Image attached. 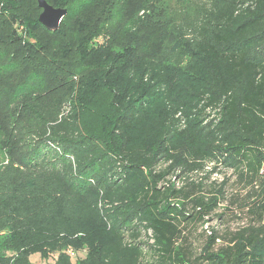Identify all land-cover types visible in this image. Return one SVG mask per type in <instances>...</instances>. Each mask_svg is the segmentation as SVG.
<instances>
[{
    "label": "trees",
    "instance_id": "16d2710c",
    "mask_svg": "<svg viewBox=\"0 0 264 264\" xmlns=\"http://www.w3.org/2000/svg\"><path fill=\"white\" fill-rule=\"evenodd\" d=\"M47 1L68 10L55 31L40 23L38 0H0V74L20 83L0 77L2 129L28 130L33 146L0 161V264H35L36 254L52 264H264V0L161 13L155 24L167 36L148 54L139 51L146 21L111 45L115 0ZM100 36L107 43L97 46ZM115 47L109 75L139 63L176 77L112 82L115 110L97 112L89 128L98 76L84 71ZM208 165L251 185L249 223L217 249L214 230L199 252L193 232L226 200L225 183L207 192L190 180Z\"/></svg>",
    "mask_w": 264,
    "mask_h": 264
},
{
    "label": "rangeland",
    "instance_id": "374dc122",
    "mask_svg": "<svg viewBox=\"0 0 264 264\" xmlns=\"http://www.w3.org/2000/svg\"><path fill=\"white\" fill-rule=\"evenodd\" d=\"M200 1H212V0H200ZM117 2V7L114 14L112 15V41L111 45H120L127 42L130 34H133L138 27L139 22L146 21L150 27L144 32L141 30L144 38L143 50H139L142 54H148L153 51V47L158 44L160 39L167 36V31L163 27L157 26L155 20L157 16L163 13L166 16H172L178 11L179 8H191L194 7L196 0H115ZM41 13V12H40ZM39 13V15H40ZM109 34H107L108 36ZM102 37V38H101ZM106 37L100 36L97 38L96 45H99V40L103 39L104 43ZM122 48L115 47L111 52L108 49L102 51L101 55L94 56L90 61V68H87L84 72L85 75L92 74L93 76H98L92 81V85L89 87L90 90H96L94 94L96 97L91 103L92 109L87 112L85 121L89 128H98V123H93L95 114L102 111L104 115H110L114 112L115 107L110 104V91L108 85L112 82H119L120 84L131 83L133 86L137 84H144L147 82L152 86H156L161 83L162 79H168L170 81L174 80L176 77V72L172 69L166 71V69L156 70V71H143L139 67V63L135 65L130 70H120L109 75L110 71L108 65L110 64V58L113 57L121 58ZM104 58V64L101 67H95L96 62ZM136 62V61H135ZM138 72L133 73L132 72ZM101 74V75H100ZM84 75V73H83ZM100 75V76H99ZM106 75L107 81L104 82ZM3 76L0 74V77ZM135 76V80L133 78ZM7 79H11L13 74L3 76ZM77 75L74 76V81H77V86L79 79L77 80ZM143 79L146 81L143 82ZM4 80V78L2 79ZM1 82V79H0ZM11 85L13 89L17 88L20 83H17L13 78L11 79ZM0 100H3L0 94ZM4 103L0 106V161H7L10 156H17L21 158L25 152L33 148L30 144L32 140L31 133L24 129H17L13 125H6L10 129V135L6 136L3 132L2 126H4V116L7 114ZM179 116V115H178ZM104 117L101 119V121ZM32 121H29L31 123ZM93 123V124H92ZM181 125L185 124V120L180 122ZM172 180H180L179 177L174 178V175L170 176ZM85 179L79 180L82 183H87ZM190 180L196 182L197 184L203 183L205 190L207 192L213 191L216 186H220L225 183L224 190L226 193V200L217 210V214L208 216L202 225L198 226V229L193 232V241L198 245L199 252H204L205 247L208 245L210 236L214 233V230L221 233V239L217 240V245L215 249L225 240L226 236H231L234 232L247 226L249 223V217L243 212L242 204L246 199L247 193L251 191V185H247V182L239 181L237 176L232 170L219 166L214 168L213 165L206 166L205 170L190 174ZM185 181V180H184ZM187 181V180H186ZM180 185H182L183 180H180ZM220 214V216H218ZM31 260L35 264H52V262L41 259L37 254L31 257Z\"/></svg>",
    "mask_w": 264,
    "mask_h": 264
},
{
    "label": "water",
    "instance_id": "95a60500",
    "mask_svg": "<svg viewBox=\"0 0 264 264\" xmlns=\"http://www.w3.org/2000/svg\"><path fill=\"white\" fill-rule=\"evenodd\" d=\"M38 5L42 8L39 15V21L47 29L55 31L59 28L64 16L68 13L67 8L55 7L47 0H38Z\"/></svg>",
    "mask_w": 264,
    "mask_h": 264
},
{
    "label": "clouds",
    "instance_id": "9594fccd",
    "mask_svg": "<svg viewBox=\"0 0 264 264\" xmlns=\"http://www.w3.org/2000/svg\"><path fill=\"white\" fill-rule=\"evenodd\" d=\"M7 233H8V229L7 228L0 229V239H2V237L4 235H6Z\"/></svg>",
    "mask_w": 264,
    "mask_h": 264
},
{
    "label": "built area",
    "instance_id": "2783aa9c",
    "mask_svg": "<svg viewBox=\"0 0 264 264\" xmlns=\"http://www.w3.org/2000/svg\"><path fill=\"white\" fill-rule=\"evenodd\" d=\"M179 184V182L177 183V185Z\"/></svg>",
    "mask_w": 264,
    "mask_h": 264
}]
</instances>
